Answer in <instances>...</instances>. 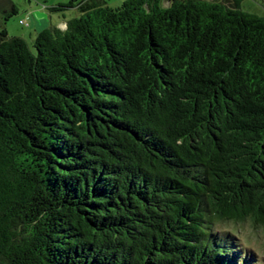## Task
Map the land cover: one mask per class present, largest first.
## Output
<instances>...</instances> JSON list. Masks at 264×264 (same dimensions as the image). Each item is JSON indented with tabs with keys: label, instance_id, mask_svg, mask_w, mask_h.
Segmentation results:
<instances>
[{
	"label": "trees",
	"instance_id": "1",
	"mask_svg": "<svg viewBox=\"0 0 264 264\" xmlns=\"http://www.w3.org/2000/svg\"><path fill=\"white\" fill-rule=\"evenodd\" d=\"M232 1L0 30V264H264L220 227L264 226V15Z\"/></svg>",
	"mask_w": 264,
	"mask_h": 264
},
{
	"label": "rangeland",
	"instance_id": "2",
	"mask_svg": "<svg viewBox=\"0 0 264 264\" xmlns=\"http://www.w3.org/2000/svg\"><path fill=\"white\" fill-rule=\"evenodd\" d=\"M70 0H0V30L5 28L8 36H21L28 44H31L35 36V28L32 25L20 24V19L28 22L29 14L34 11L45 12V7L53 4H66ZM111 7L119 5L123 0H105ZM241 9L264 15V0H239ZM15 14H10L12 9ZM74 8L68 7L60 11L68 17L73 16ZM10 14L7 18L6 16ZM220 227L236 234L241 247H246L264 263V226H253L250 221L239 223L225 222Z\"/></svg>",
	"mask_w": 264,
	"mask_h": 264
},
{
	"label": "crops",
	"instance_id": "3",
	"mask_svg": "<svg viewBox=\"0 0 264 264\" xmlns=\"http://www.w3.org/2000/svg\"><path fill=\"white\" fill-rule=\"evenodd\" d=\"M228 2L230 4L234 3L232 0H228ZM237 2H238L239 7L241 8L239 4V0H237ZM53 5H56V4H53ZM47 7L44 8L45 12L34 11L31 14H29L30 20L27 23L28 25H32L35 28V34L38 31L48 29V28H57L58 30L63 31L65 29L66 22L70 18L78 14L77 3L71 6L72 8H74V11L72 12L73 16L71 17H68L64 14H60L59 12H49L47 10Z\"/></svg>",
	"mask_w": 264,
	"mask_h": 264
},
{
	"label": "built area",
	"instance_id": "4",
	"mask_svg": "<svg viewBox=\"0 0 264 264\" xmlns=\"http://www.w3.org/2000/svg\"><path fill=\"white\" fill-rule=\"evenodd\" d=\"M20 22V24H28L26 21H24V20H20L19 21Z\"/></svg>",
	"mask_w": 264,
	"mask_h": 264
}]
</instances>
